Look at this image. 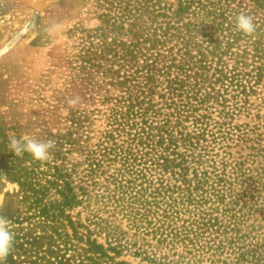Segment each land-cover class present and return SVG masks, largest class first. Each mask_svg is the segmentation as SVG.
<instances>
[{"label":"trees","instance_id":"1","mask_svg":"<svg viewBox=\"0 0 264 264\" xmlns=\"http://www.w3.org/2000/svg\"><path fill=\"white\" fill-rule=\"evenodd\" d=\"M100 2L101 25L82 35L78 61L123 75L122 95L101 113L104 129L94 143L78 138V163L61 153V139H48L55 147L47 162L16 156L0 131V176L29 200L27 219L47 239L64 235L65 246V228L74 226L65 212L96 202L85 223L78 217V264H128L116 261L128 246L153 264H264V233L244 225L245 205L234 199L242 164L203 145L224 135L214 117L233 119L264 91V0ZM240 13L253 18L252 36L237 30Z\"/></svg>","mask_w":264,"mask_h":264},{"label":"rangeland","instance_id":"2","mask_svg":"<svg viewBox=\"0 0 264 264\" xmlns=\"http://www.w3.org/2000/svg\"><path fill=\"white\" fill-rule=\"evenodd\" d=\"M105 11L100 0H0V131L8 138L61 139V153L70 163H78V138L92 137L94 143L96 133L104 129L100 117L105 102L122 95L124 81L122 73L118 77L105 69H80L81 37L100 27ZM77 95L82 103L69 107L68 100ZM221 110L213 106L214 115L220 116ZM213 121L223 124L224 135H213L217 144L210 143L209 135L203 145L207 153L231 155V165L239 159L244 172L233 186L234 199L245 205L244 225L264 233V91L233 119L214 117ZM71 176L78 193V169ZM17 191L16 184L0 176V215L14 233V264H78V217L85 223L89 211L98 207L96 202L91 201L87 210L77 205L65 212L74 223L73 229L65 228L69 240L65 246L64 235L47 239L50 232L27 219L33 210L29 200L21 202ZM114 225L126 230L118 221ZM42 234L45 239L37 248L23 245ZM97 239L104 243L103 234ZM130 247L122 250L117 262L153 264L133 255L135 249ZM3 264L11 262L5 259Z\"/></svg>","mask_w":264,"mask_h":264},{"label":"clouds","instance_id":"3","mask_svg":"<svg viewBox=\"0 0 264 264\" xmlns=\"http://www.w3.org/2000/svg\"><path fill=\"white\" fill-rule=\"evenodd\" d=\"M236 28L244 35L252 36L256 31V25L253 18L244 13L236 16ZM82 103L81 98L77 95L68 100L71 108H76ZM55 147L53 140H38L28 135L17 139L13 136L9 142V148L16 156H20L27 152L32 159L39 162H47L50 158V149ZM14 233L9 229V221L6 217L0 215V264L8 257L12 250Z\"/></svg>","mask_w":264,"mask_h":264}]
</instances>
